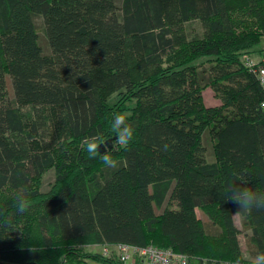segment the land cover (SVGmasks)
<instances>
[{
  "label": "trees",
  "instance_id": "1",
  "mask_svg": "<svg viewBox=\"0 0 264 264\" xmlns=\"http://www.w3.org/2000/svg\"><path fill=\"white\" fill-rule=\"evenodd\" d=\"M261 37L264 0H0V264H120L85 251L116 243L187 264L264 252V208L239 216L243 251L225 200L237 178L264 193V87L245 65ZM118 111L135 129L127 149L110 131ZM96 134L118 167L84 150Z\"/></svg>",
  "mask_w": 264,
  "mask_h": 264
},
{
  "label": "clouds",
  "instance_id": "2",
  "mask_svg": "<svg viewBox=\"0 0 264 264\" xmlns=\"http://www.w3.org/2000/svg\"><path fill=\"white\" fill-rule=\"evenodd\" d=\"M129 120L130 114L127 112L118 111L112 114L110 131L114 134L116 144L122 149H127L135 137V129L129 123ZM102 144H104V136L102 134H96L87 137L82 147L90 158L94 159L100 156L106 167H118L119 161L114 159L107 150L104 154L100 153L99 148ZM164 147L167 148V145ZM225 193L226 201H231L238 205L234 216H242L245 213L251 212L254 208H264V193L253 191L244 186V181L240 178L228 181L225 186ZM15 206L17 211L23 214L29 210L31 201L26 195L18 194ZM247 260L248 264H264V252H258L254 256L247 257ZM235 264H242L241 259H236Z\"/></svg>",
  "mask_w": 264,
  "mask_h": 264
},
{
  "label": "built area",
  "instance_id": "3",
  "mask_svg": "<svg viewBox=\"0 0 264 264\" xmlns=\"http://www.w3.org/2000/svg\"><path fill=\"white\" fill-rule=\"evenodd\" d=\"M245 65L256 74L260 84L264 87V52L254 59L245 57ZM102 254L114 256L120 264H187L188 257L171 248H159L153 244L138 246L128 243L100 245Z\"/></svg>",
  "mask_w": 264,
  "mask_h": 264
},
{
  "label": "rangeland",
  "instance_id": "4",
  "mask_svg": "<svg viewBox=\"0 0 264 264\" xmlns=\"http://www.w3.org/2000/svg\"><path fill=\"white\" fill-rule=\"evenodd\" d=\"M38 31H39L41 37H43L44 36V33H43L44 31H43L42 26H39ZM254 49H255V52H254L253 57H259L260 53H262V51H264V37H261L259 43L255 46ZM204 60L205 59H200V60H196V62L200 63L201 61H204ZM7 89H8V92H9V94H8L9 98H11V100H12L13 99L12 93H11L12 92V87H11V82H10V79H9L8 76H7ZM117 98H118L117 93H114V94L110 95L109 102L116 101ZM203 99H204V102H205L206 105H215L216 103H219V100L217 101V99L213 95V92H212L211 88H209V87L204 89V91H203ZM18 108H19V112H20L21 116L24 119H33L34 118L35 109L31 105H18ZM208 158H209V160L212 159V157H208ZM52 181H53V173H52V171H50V170L46 171L44 173L43 177H42V180H41V189L42 190H46L49 187V185H50V183ZM167 205L169 207H173L174 203L171 202V203H169ZM162 207H159V208L156 207L155 208L156 212L159 213L161 211ZM196 213L200 217L204 216V213L201 210H199L198 208L196 209ZM234 221H235L236 225L240 229L239 241H240V244H241V248L244 251L245 250V235H246V232L241 227L239 216H234ZM87 247L88 248L85 251H88L89 254H94L97 251V249H99L97 245H88ZM80 264H99V263L93 261L92 259H90L88 257H86V258H84V260ZM222 264H230V263H222Z\"/></svg>",
  "mask_w": 264,
  "mask_h": 264
},
{
  "label": "water",
  "instance_id": "5",
  "mask_svg": "<svg viewBox=\"0 0 264 264\" xmlns=\"http://www.w3.org/2000/svg\"><path fill=\"white\" fill-rule=\"evenodd\" d=\"M111 138H108L104 141V144L101 145V147L99 148L100 152H104L106 150V148H110L111 147Z\"/></svg>",
  "mask_w": 264,
  "mask_h": 264
},
{
  "label": "crops",
  "instance_id": "6",
  "mask_svg": "<svg viewBox=\"0 0 264 264\" xmlns=\"http://www.w3.org/2000/svg\"><path fill=\"white\" fill-rule=\"evenodd\" d=\"M217 101H218V99H217ZM216 104H218V103H216Z\"/></svg>",
  "mask_w": 264,
  "mask_h": 264
}]
</instances>
